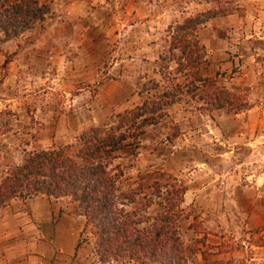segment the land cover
Returning a JSON list of instances; mask_svg holds the SVG:
<instances>
[{
	"label": "rangeland",
	"instance_id": "rangeland-1",
	"mask_svg": "<svg viewBox=\"0 0 264 264\" xmlns=\"http://www.w3.org/2000/svg\"><path fill=\"white\" fill-rule=\"evenodd\" d=\"M39 3L49 8L44 22L0 39V179L35 150L74 156L82 132L182 86L109 166L120 193L152 175L123 208L155 216L183 186L187 264H264V0ZM200 14L210 18L190 36L202 55L197 73L233 107L247 105L236 113L203 109L170 50L175 28ZM85 225L68 198L13 199L0 210V264H101Z\"/></svg>",
	"mask_w": 264,
	"mask_h": 264
},
{
	"label": "trees",
	"instance_id": "trees-1",
	"mask_svg": "<svg viewBox=\"0 0 264 264\" xmlns=\"http://www.w3.org/2000/svg\"><path fill=\"white\" fill-rule=\"evenodd\" d=\"M233 11L234 8L222 9L220 15ZM48 12V6L39 0H0V39L6 42L19 37L44 22ZM205 15L179 24L170 50H178L179 60H185L186 64L180 63V69L188 70L184 87L205 102L203 109L228 106L227 112L236 113L247 105L233 107L235 101L227 92L214 90V82L197 73L202 55L197 41L190 36L198 25L210 18ZM182 91V86H175L172 91L163 90L155 99H147L140 106L125 111L114 125L82 132L77 139L80 147L74 156L66 155L63 148L26 153L21 163L0 179V210L16 198H68L75 214L86 219L85 226L93 238V253L101 264H187L188 255L178 228L183 186L174 195L167 192L161 213L138 217L136 211L123 208L122 200L133 203L143 190V182L152 175L139 177L137 189L120 193L117 186L120 174L109 170L116 154L130 143H136L145 126L156 124L167 107L178 101Z\"/></svg>",
	"mask_w": 264,
	"mask_h": 264
}]
</instances>
